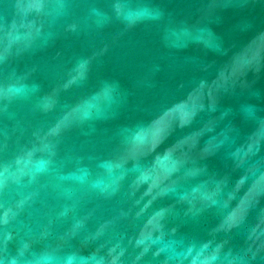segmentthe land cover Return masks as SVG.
I'll return each mask as SVG.
<instances>
[{
  "label": "water",
  "instance_id": "water-1",
  "mask_svg": "<svg viewBox=\"0 0 264 264\" xmlns=\"http://www.w3.org/2000/svg\"><path fill=\"white\" fill-rule=\"evenodd\" d=\"M0 264H264V0H0Z\"/></svg>",
  "mask_w": 264,
  "mask_h": 264
}]
</instances>
